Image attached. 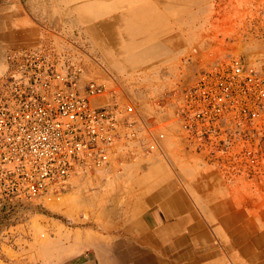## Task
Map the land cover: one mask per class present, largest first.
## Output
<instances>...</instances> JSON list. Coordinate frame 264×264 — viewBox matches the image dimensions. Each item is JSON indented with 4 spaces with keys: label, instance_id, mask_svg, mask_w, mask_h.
Segmentation results:
<instances>
[{
    "label": "crops",
    "instance_id": "obj_1",
    "mask_svg": "<svg viewBox=\"0 0 264 264\" xmlns=\"http://www.w3.org/2000/svg\"><path fill=\"white\" fill-rule=\"evenodd\" d=\"M204 1L0 0V76L8 53L56 48L59 35L77 28L95 37L104 55L168 56L182 54L186 45L207 47L212 38L194 26ZM90 8H97L96 15ZM74 10L81 18L72 26ZM166 155L167 162L156 157L122 164L119 173L108 170L120 189L130 190L114 194L97 213L103 224L96 230H82L75 240L66 236L49 261L40 263L264 264V183L255 189L226 182L186 149ZM20 239V232L4 235L0 227V253L4 247L16 253L6 264H30Z\"/></svg>",
    "mask_w": 264,
    "mask_h": 264
},
{
    "label": "built area",
    "instance_id": "obj_2",
    "mask_svg": "<svg viewBox=\"0 0 264 264\" xmlns=\"http://www.w3.org/2000/svg\"><path fill=\"white\" fill-rule=\"evenodd\" d=\"M71 53L12 51L0 76V213L57 197L76 177L162 152L166 130L132 103L100 105ZM176 133L226 182L264 177V70L241 57L208 65L177 97Z\"/></svg>",
    "mask_w": 264,
    "mask_h": 264
},
{
    "label": "rangeland",
    "instance_id": "obj_3",
    "mask_svg": "<svg viewBox=\"0 0 264 264\" xmlns=\"http://www.w3.org/2000/svg\"><path fill=\"white\" fill-rule=\"evenodd\" d=\"M80 2L74 0L73 5ZM201 7L200 20L194 26L203 28L200 35L212 38V45L204 48L186 45L180 55H104L96 38L82 34L78 28L59 35L55 49L70 52L73 63L82 66V81L92 80L104 85L106 92L96 99L98 104L123 106L132 103L145 121L166 130V140L162 152L139 154L120 163L114 158L104 169L71 179L57 197H41L13 213L0 214L4 235L20 232L23 236L17 244L30 264L48 262L49 253L59 249L66 236L72 235L75 240L81 237L82 230L86 233L87 229L96 230L103 224V217L97 213L113 202L114 194L130 190L119 188L121 182L113 180V174L109 175L111 168H117L116 173H119L122 164L153 161L156 157L167 162V150L171 153L176 149H186L206 163L203 155L187 147L176 133L177 97L181 89L192 84L208 65L231 57H241L248 64L264 70V0H250L243 5L235 0H205ZM96 11L97 8H90L91 15H96ZM69 18L74 26L80 21L81 14L74 10ZM189 34L185 32L186 37ZM234 183L256 189L264 183V177L260 181L238 180ZM44 240L48 242L45 245ZM0 254V264H6L5 259L16 258V253L7 247Z\"/></svg>",
    "mask_w": 264,
    "mask_h": 264
},
{
    "label": "bare ground",
    "instance_id": "obj_4",
    "mask_svg": "<svg viewBox=\"0 0 264 264\" xmlns=\"http://www.w3.org/2000/svg\"><path fill=\"white\" fill-rule=\"evenodd\" d=\"M66 201V200H65ZM64 202V201H63ZM62 202V203H63ZM64 206V205H63ZM69 206V205H68ZM66 210H67V208H66ZM48 242L47 241H43V245H45V244H47ZM127 249V248H126ZM81 250L80 249H77V250H74L73 252H72V254H74V253H77V252H80Z\"/></svg>",
    "mask_w": 264,
    "mask_h": 264
}]
</instances>
